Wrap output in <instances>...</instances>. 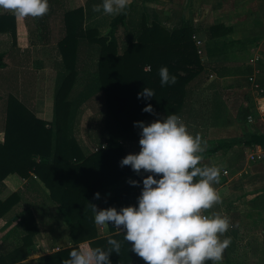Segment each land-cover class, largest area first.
Masks as SVG:
<instances>
[{"label": "trees", "instance_id": "16d2710c", "mask_svg": "<svg viewBox=\"0 0 264 264\" xmlns=\"http://www.w3.org/2000/svg\"><path fill=\"white\" fill-rule=\"evenodd\" d=\"M94 5L100 4H93L90 0L85 7L63 13L64 35L56 45L61 62L53 93L52 121L37 118L35 112L16 96L8 95L5 101L3 136L0 138V186L9 174H16L27 182L35 176L48 190V200L69 225L73 244L41 258L39 264H62L81 242L88 241L89 246L106 250L109 239H116L122 245L119 255L111 254V264H143L141 258L131 251V244L124 240L123 232L97 239L89 203L97 205L94 195L99 192L102 209L138 207L142 180L148 174L138 176L130 167L122 168L120 161L131 154L129 147L139 144L141 129L134 127V123L153 122L154 114L143 112L148 104L154 108L155 115L180 116L183 112L189 94L188 85L204 71L192 36L199 37L198 33H202L200 39L205 40L204 51L208 59L221 53L219 48L238 44V41L225 40L230 30L222 24L202 29L190 22L167 29L155 14L149 13L143 14L141 22L131 24L129 13L133 3L111 20L109 30L103 35L96 28L84 27V21L97 13L93 11ZM119 28L130 31L127 45L121 52L116 37ZM0 34H7L13 45L16 44V18L13 14H0ZM218 39H223L220 46L217 45ZM88 49L92 56L87 57ZM5 55L0 54V69L6 66ZM87 58L93 59L91 74L88 73L89 83L83 82V87L89 89L75 93V86L80 82L78 79L87 74L82 66ZM146 66H150L148 71H145ZM161 67H167L170 75L176 77L175 84L161 85ZM145 87L155 92L151 100L137 98ZM94 95L101 102V140L96 144L99 148L96 152L85 150L75 137L77 117ZM88 131H91V125ZM244 144L264 149V135L250 132ZM211 146L202 153L203 157L226 148L223 142ZM129 179L140 181L141 186H131ZM106 192L111 195L105 197ZM22 194L23 191L14 193L4 202L0 201V219L20 202ZM37 210L39 212V206ZM18 215L20 225H28L25 231L28 236L23 232L25 236L21 245L11 252L18 259L0 260V264L19 262L28 255L27 247L32 239L29 225H37V221L30 209ZM109 230L114 232L111 223Z\"/></svg>", "mask_w": 264, "mask_h": 264}, {"label": "crops", "instance_id": "0c3cea01", "mask_svg": "<svg viewBox=\"0 0 264 264\" xmlns=\"http://www.w3.org/2000/svg\"><path fill=\"white\" fill-rule=\"evenodd\" d=\"M88 1L90 0H49L50 11L43 18L16 19L15 45L7 34H0V54L5 53V57L12 54L16 62L13 67H10L3 60L6 66L0 70L10 68L19 73L24 67L27 68L26 70L28 66L31 69L29 54L35 52L38 54L40 51L51 52L57 59L53 63L43 61L35 65H42L49 71L58 70L61 57L56 45L64 35L63 13L66 10L85 7ZM92 2L102 4L103 0H92ZM131 3L138 5L142 15L149 12L146 9V6L151 5L149 3L156 4L158 8L159 6L165 8V3H169L171 13L177 8V4L182 3L181 15L174 17V19L179 18L176 25L193 22L202 29H206L210 25L222 24L230 30L225 40L238 41V44L229 45L226 49L219 48L221 53L212 59H208L204 51V56L200 58L204 71L190 82L189 94L180 117L183 122L184 116L187 117L185 125L189 129L194 125L199 126L200 136L207 142L206 149L207 144L211 142L226 144L225 150L207 155L202 161V165L216 164L214 166L221 169L220 182L214 187L222 197L223 203L216 205L206 214L226 215L230 217L234 225L222 237V239L231 237L232 243L228 248L229 251H225L220 264L243 262V264H264V159L251 161L248 155L252 150L253 154H264V149L259 146L248 147L244 144L250 132L264 135V0H150L141 2L140 5L136 0H131ZM150 12L149 14H155L163 25L167 22L163 19L170 18L162 11L154 12L151 9ZM100 13L87 18L84 21V27L100 28L99 20L102 18ZM0 14L12 13L0 12ZM113 18L108 22V27ZM198 34V38L203 37L202 33ZM201 40L204 41L205 46V40ZM218 41L217 45L220 46L223 39ZM2 46L4 48H1ZM251 48L253 49L252 57L246 63L240 62L241 56L248 53ZM21 56H27V60L24 61L25 66H22L24 62H19ZM251 59H254L252 63H250ZM49 75L52 76L51 72ZM17 80H20L19 77ZM42 82L45 83V81ZM206 98L209 101L203 102L202 99ZM20 100L25 105L29 102H26L24 98ZM204 104H209L211 107L207 110ZM47 106L49 107L41 109L40 105L32 110L37 118L50 122L53 116V96ZM249 116L253 117L254 123H248ZM199 117L202 118L200 122ZM163 118L166 117L156 114L153 116V121ZM213 118H216V121H212ZM3 119L1 116L0 138L3 136ZM79 123L80 121L77 130L80 127ZM77 130L75 137L80 142ZM224 171L227 172L226 175L223 174ZM32 177L33 180L27 182L16 174H9L4 178L3 186H0L1 202L12 194L23 191L20 202L0 219L1 261L18 259V256H14L11 252L21 245L25 234L28 236V232L25 233L28 225H20L21 219L18 213L30 209L37 221V225H29L33 233L29 231V237L32 239L27 247L28 255L19 262L9 264H22V262L23 264H39L41 258L73 245L69 236V225L58 213L56 206L48 200V190L35 176ZM110 195V192L105 193V197ZM101 201L102 197L97 200V206L102 210ZM46 216L52 217L55 220L54 224L46 225L44 222ZM95 230L97 239H106L123 232L117 231L115 226L114 232H110L109 226L95 225ZM249 230L253 233L252 238L248 240L245 234ZM242 239L249 241V246L247 249L243 248L245 254L238 255L235 251ZM86 242L89 245V242ZM207 264L212 262L209 261Z\"/></svg>", "mask_w": 264, "mask_h": 264}, {"label": "clouds", "instance_id": "9594fccd", "mask_svg": "<svg viewBox=\"0 0 264 264\" xmlns=\"http://www.w3.org/2000/svg\"><path fill=\"white\" fill-rule=\"evenodd\" d=\"M130 3L131 0H103L93 6V11L119 15ZM0 10L11 12L17 20L43 18L50 4L49 0H0ZM149 69L146 66L145 71ZM159 75L162 86L177 82L167 67H161ZM154 96L155 92L145 87L137 98L147 101ZM143 112L155 115L151 104ZM248 123H254L252 116ZM134 127L141 129L140 151L128 154L120 166L130 167L138 176L148 174L142 180L138 207L101 210L89 203L95 224L107 227L111 223L117 231H123L131 251L145 264H220L232 243L231 237H222L234 225L226 215L206 214L223 203L214 187L220 182L221 169L202 165L207 142L200 134L192 135L176 114L151 123L138 121ZM128 183L141 186L138 180L129 179ZM100 198L97 192L94 199ZM107 244L105 250L81 243L62 264H111V254L119 255L122 245L116 239H109Z\"/></svg>", "mask_w": 264, "mask_h": 264}, {"label": "rangeland", "instance_id": "374dc122", "mask_svg": "<svg viewBox=\"0 0 264 264\" xmlns=\"http://www.w3.org/2000/svg\"><path fill=\"white\" fill-rule=\"evenodd\" d=\"M150 0H136L137 3L142 2H148ZM136 4V3H135ZM134 4L131 12L129 13V20L131 22V24H137L138 22H141V18H142V14L139 11V8ZM151 5L146 6V9L149 11L148 13H151V9L155 12V11H162V13H165L166 15H168L170 18H168V16H166L168 19H163L164 21H167L164 26L167 29H172L174 27H177L178 25H176L178 23L177 19L179 18H175L174 17H179L182 13V9H180V6H182V3L177 4V8L174 9V12H172L169 3H165V8H162L159 6V8L156 6V4H152L149 3ZM0 12H5L3 10H0ZM101 17L99 22L100 25L98 28L99 32L101 34H106L107 31L109 30L108 27V22L110 21L111 18H113V15H105L103 14V12L100 13ZM130 31L127 29H123V28H119V30L116 32V37H117V43H118V51L121 52L125 46L127 45V35ZM1 48H4L3 46ZM2 50V49H1ZM252 48L250 49V51L248 53H245V55H242L240 58V62L242 63H246L249 58L252 57L253 53H252ZM86 54H88L87 57H89V55H91V53H89V49L86 50ZM30 59L29 62L32 63L31 65V69H29L28 66V70H26L27 68H23V70H20L19 73L13 69H7V70H0V117L3 116V118L5 119V101L8 95H13L18 97L19 99L23 98L25 99V101H29L28 104H26L27 106H30L31 109L34 108H38L41 105V109H44L48 104V101L52 98L53 93H54V89H55V85L57 83V78H58V70L56 69H52V71H49L48 69L46 70L42 65H35L38 63H42L43 61L46 63H53V61L55 59H57L56 56H54V54L52 55V53L50 52H45V51H40V53L35 52L34 54L30 53ZM92 56V55H91ZM27 60V56H21V61L19 62H24ZM93 59L90 60V58H87L86 61L83 60L82 66L84 67V70L87 74H85L82 78L80 77L78 79L79 84H77L75 86V93L79 92V91H85L87 92V90L89 89L88 87H83V82L85 83L86 81H88L89 83V74L92 71V67H93V62H91ZM4 61L8 64V66L13 67V64L15 65V58L14 55H10L5 57ZM28 62V63H29ZM25 62L22 66H25ZM249 67V66H248ZM247 67V68H248ZM249 69V68H248ZM49 72H51V77L49 75ZM34 74H35V78H34ZM91 74V73H90ZM88 75V76H87ZM19 77V81L17 80ZM50 77V78H49ZM45 81L42 82L41 81ZM189 86V85H188ZM208 98V97H207ZM202 99L203 102L205 101H209V99ZM89 101H87V103L85 104V108L83 109L84 111L80 113L79 117H77V121L80 125V127L78 128V139L80 140V142L82 143L81 145L85 148V150L87 149L88 151H91L92 148L94 146H97L96 144L99 143V141L101 140L100 135H101V129H100V123L99 120L101 119V102L99 100V98L97 97V95L91 96L89 99ZM204 107L207 108V110L211 107V105L209 104H204ZM203 108V107H202ZM3 119V120H4ZM201 117L198 118V121H201ZM216 121V118H213L212 121ZM187 122V117L184 116V123ZM91 125V131H88V126L90 127ZM187 126V125H186ZM198 125H194L191 129L188 128V131L192 134V135H196V134H200V130L198 129ZM213 142L208 143L207 144V148H212ZM129 153L131 154H137L140 151V145H136L133 147H129L128 148ZM249 153H251V151H249ZM248 153V155H249ZM214 162V161H213ZM216 165V164H213ZM45 216V215H44ZM45 224L46 225H52L54 224L55 220L52 217H45ZM61 222V221H60ZM52 223V224H51ZM44 224V225H45ZM252 231L249 230L246 232V237L249 240L250 238H252ZM238 247L236 248L237 251L236 254L238 255H243L246 252L243 251L244 249H247V246H249V241H244L242 239L241 242H239ZM229 250L227 249V252ZM241 259V258H240ZM244 263V262H243ZM243 263H239V264H243ZM250 264V263H249Z\"/></svg>", "mask_w": 264, "mask_h": 264}, {"label": "built area", "instance_id": "2783aa9c", "mask_svg": "<svg viewBox=\"0 0 264 264\" xmlns=\"http://www.w3.org/2000/svg\"><path fill=\"white\" fill-rule=\"evenodd\" d=\"M192 40H193L194 43H195V46H196V53H197V55H198L200 58L203 57V56H204V50H203V48H204V41H202V40H201L200 38H198L196 35H193V36H192ZM253 61H254V59H251V60H250V63H252ZM256 88H257V86H256ZM102 148H103V146L101 145L100 149H102ZM252 148H253V147H252ZM98 150H99V148H98L97 146H95L94 148H92L91 151L96 152V151H98ZM252 152H253V150H252L251 153L249 154V160L254 161V160L264 159V154H255V153L253 154ZM223 174L226 175L227 172L224 171Z\"/></svg>", "mask_w": 264, "mask_h": 264}]
</instances>
